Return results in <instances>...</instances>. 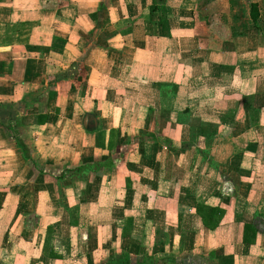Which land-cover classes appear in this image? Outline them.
Returning <instances> with one entry per match:
<instances>
[{
	"label": "crops",
	"instance_id": "crops-1",
	"mask_svg": "<svg viewBox=\"0 0 264 264\" xmlns=\"http://www.w3.org/2000/svg\"><path fill=\"white\" fill-rule=\"evenodd\" d=\"M0 264H264V0H0Z\"/></svg>",
	"mask_w": 264,
	"mask_h": 264
},
{
	"label": "trees",
	"instance_id": "trees-1",
	"mask_svg": "<svg viewBox=\"0 0 264 264\" xmlns=\"http://www.w3.org/2000/svg\"><path fill=\"white\" fill-rule=\"evenodd\" d=\"M155 9V7H154ZM259 16L257 2H250V17L254 23L257 22ZM19 145V144H18ZM99 168L94 164H84L78 167L70 168L71 172H87L88 170H93ZM196 213L200 216L203 225L209 230H214L222 218L223 211L218 207H208L203 204H197ZM256 236L255 229L250 224L242 225V235L241 241L243 243L251 244L254 242Z\"/></svg>",
	"mask_w": 264,
	"mask_h": 264
}]
</instances>
